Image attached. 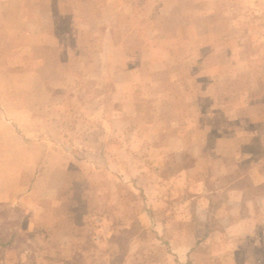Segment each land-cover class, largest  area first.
Here are the masks:
<instances>
[{
    "label": "rangeland",
    "instance_id": "rangeland-1",
    "mask_svg": "<svg viewBox=\"0 0 264 264\" xmlns=\"http://www.w3.org/2000/svg\"><path fill=\"white\" fill-rule=\"evenodd\" d=\"M230 1L0 0V129L31 141L0 193V264H264V0Z\"/></svg>",
    "mask_w": 264,
    "mask_h": 264
},
{
    "label": "crops",
    "instance_id": "crops-1",
    "mask_svg": "<svg viewBox=\"0 0 264 264\" xmlns=\"http://www.w3.org/2000/svg\"><path fill=\"white\" fill-rule=\"evenodd\" d=\"M192 3H193V6L199 10V9H204L205 7H207L208 5H212V4H217L218 6L222 7V8H231V1L230 0H192ZM207 14L209 15V11H206ZM205 12V13H206ZM211 15V14H210ZM212 18L209 19L208 22H212L214 20V15L211 16ZM128 36V34L126 35ZM62 49V48H61ZM214 51L211 50V52L207 53L206 54V58L204 57H201L202 59H200V61H206L205 63H202L203 66L205 67H208L211 62H213L215 59H214ZM229 56L231 57V53H229ZM20 72H27L29 74H36L35 72L36 71H40L42 70V65H39L37 67H32V68H27L25 66H20L18 69H16ZM23 76V75H22ZM1 84V83H0ZM39 88H42V89H49L47 87V83L43 82L42 80L38 81V84H36ZM1 87V85H0ZM4 97L3 96H0V103H2L4 101L3 99ZM49 100V99H48ZM31 103H39V101L37 99H33L30 101ZM14 135L16 136H19V139H20V144H13V145H9L7 143V131L6 130H3V129H0V193H1V190L2 187H4L5 183L7 182L8 179L10 180H14L15 182H20V180H18L19 178L22 177L23 175V163H22V159L19 157L16 156L17 152H21V150H23V146L28 149L30 147V142L31 141H28L27 140V137L28 135L26 133H24L22 130H15L14 131ZM22 132V133H21ZM67 135L69 134H66L65 131L62 133L61 137H62V140L63 142H65V140L68 139V137H66ZM72 134L69 135V138L72 139L71 137ZM49 137V136H48ZM44 137V141L46 143V146L48 147V149L52 148L54 142L50 140V138ZM22 141V142H21ZM24 141V142H23ZM72 142H75L76 145H72L73 143H69V144H65V143H62V146L60 147V149L63 150V152L65 154L67 153H71L69 149H72V148H75V147H81L83 145H81L79 143V139H76V138H73V140H71ZM78 142V144H77ZM52 146V147H51ZM66 147V148H65ZM66 149V150H65ZM99 150V154L102 155L104 153V148L103 146L98 148ZM8 152H9V155H8ZM10 152H14L15 153V156H12L10 154ZM71 155V154H70ZM64 160V161H63ZM111 162L110 163V168L112 170H119L120 169H124V168H121L119 166V161L120 159L119 158H113L110 159ZM69 169V161L65 159H62V162L54 167V174L57 175V177H60L59 180H56V179H52L51 184H54V183H58V182H63V183H66V182H69L71 180V177H70V171L68 170ZM106 169V168H104ZM101 176V175H100ZM55 177V175H54ZM119 180V177H113V176H110V177H97V180H99L98 182H107V181H114V180ZM61 180V181H60ZM124 182H127L126 179H122ZM256 186H259V184H257ZM203 192V191H202ZM205 192V193H204ZM203 193H201L200 195H190L191 199L194 200L192 201L191 205H193L195 202L196 205H203L202 207L204 208H207V206H209L208 204H210L212 201V197H214V190H211L210 188L206 191H204ZM260 195V196H259ZM264 196V194L262 193H259L256 197H262ZM6 195L5 193H2L0 194V200L2 199H5ZM195 198L197 200H195ZM263 198V197H262ZM213 206H215V204H213ZM212 208V207H211ZM185 211V209H182ZM178 211V210H177ZM207 211V213H205ZM181 212V211H179ZM178 212V213H179ZM156 212L154 211V208L150 207V205H148L147 208H143L142 209V212L140 213V215L143 217V219H146L149 218L151 219L152 217H154L153 215L155 214ZM203 213L208 216V209L204 210L203 208H199L197 207L196 209H192V211H187L185 212V214H189L188 217L189 218H186L185 220L188 222L189 220V223H191L192 225H194L196 228L194 229V231H199V228H201V226H205L206 222L205 220H207V217L204 216V219H202V215ZM168 215H173L171 211L167 212ZM213 215V214H212ZM211 215V216H212ZM181 216V217H179ZM185 216V215H180V214H176V218L179 220H182L181 218ZM199 216V219H197ZM249 218L250 216H247V215H244V216H241L238 218V221L239 222H243L245 221V219ZM154 219V218H153ZM202 219V220H201ZM185 221V222H186ZM155 222L157 223H162L163 221H160V219L158 220H155ZM177 237V236H176ZM181 237V236H180ZM181 240V238L179 239ZM183 243V241H182ZM174 245V244H173ZM180 245V244H179ZM193 246V242H192V245H188V248ZM174 247H176L174 245ZM181 261L183 262L184 259L181 258Z\"/></svg>",
    "mask_w": 264,
    "mask_h": 264
}]
</instances>
